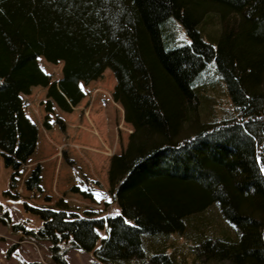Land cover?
<instances>
[{
	"label": "trees",
	"instance_id": "1",
	"mask_svg": "<svg viewBox=\"0 0 264 264\" xmlns=\"http://www.w3.org/2000/svg\"><path fill=\"white\" fill-rule=\"evenodd\" d=\"M39 56L63 63L58 81ZM107 68L113 99L133 128L109 163L117 211L62 199L24 203L40 224L26 219L11 230L47 240L53 264H66L70 248L99 264H264V0H0L5 197L20 198L15 176L37 140L20 94L46 87L70 112L83 97L80 82ZM218 82L231 112L207 121ZM39 179L37 166L25 188L39 194ZM1 219L9 222L6 213Z\"/></svg>",
	"mask_w": 264,
	"mask_h": 264
},
{
	"label": "rangeland",
	"instance_id": "2",
	"mask_svg": "<svg viewBox=\"0 0 264 264\" xmlns=\"http://www.w3.org/2000/svg\"><path fill=\"white\" fill-rule=\"evenodd\" d=\"M212 21L206 28L215 34L218 24ZM213 25L216 28L211 27ZM37 62L52 81L60 79L61 61L51 63L39 56ZM115 84L114 73L109 68L95 80L80 82L83 97L70 112L61 110L47 97L46 87L32 86L29 93L20 94L27 117L37 127V140L34 152L21 164L15 176L19 199L3 195L9 186L10 170L0 163V264H53L47 240L11 230L12 223L26 219L28 226L33 228L40 224L36 216L27 214L24 203L46 206L62 199L70 207L91 208L104 215L117 211L109 193V163L113 155L126 149L133 128L125 121L121 104L113 99ZM210 92L206 120L227 117L231 112V101L222 82ZM49 100L51 108L47 110ZM37 166L40 167L41 192L34 194L25 188L24 181ZM5 213L8 223L1 219ZM208 213L213 222L221 223L214 207ZM64 258L66 264H99L91 253L77 248L68 249Z\"/></svg>",
	"mask_w": 264,
	"mask_h": 264
},
{
	"label": "snow or ice",
	"instance_id": "3",
	"mask_svg": "<svg viewBox=\"0 0 264 264\" xmlns=\"http://www.w3.org/2000/svg\"><path fill=\"white\" fill-rule=\"evenodd\" d=\"M127 223H131V221H126Z\"/></svg>",
	"mask_w": 264,
	"mask_h": 264
}]
</instances>
